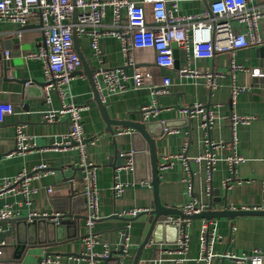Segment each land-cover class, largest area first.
I'll use <instances>...</instances> for the list:
<instances>
[{"label":"crops","instance_id":"obj_1","mask_svg":"<svg viewBox=\"0 0 264 264\" xmlns=\"http://www.w3.org/2000/svg\"><path fill=\"white\" fill-rule=\"evenodd\" d=\"M171 1L176 3L175 14L189 15L204 11L208 0ZM262 2L263 0L249 1L251 5ZM121 14V22L124 23V9ZM102 23L99 39L101 54L98 57L93 53L89 36L76 35L78 50L94 71L124 65L119 39L107 33L112 24L110 7L106 8ZM260 31L264 38V24ZM173 45L176 65L172 68H160L148 62L154 85H160L165 77L170 79L169 93L154 97L148 86L135 89L131 81L122 93L104 92L106 99L103 104L110 118L137 122L143 120L142 108L153 106L156 113L146 121L169 123V132L156 141L158 192L160 203L164 207L180 210L188 200L183 181L185 175L189 176L192 197L197 203L209 207L213 199L220 200L212 202V210L251 208L259 205L264 198L261 186L264 178L263 79L252 77L250 72L241 70L232 75L230 65L234 62L248 71L264 70V41L261 45L237 49L233 55L229 52H218L209 59L187 57L184 51ZM40 49H45V38L39 22L31 21L22 27L0 19V103L7 102L13 107V113L0 123V182L13 178L22 171L31 173L40 164H46L54 171L52 175L30 181L28 204L21 202L22 196L19 194L4 193L0 195V208L10 205L15 215L13 218L30 217L32 213L51 215L57 212L66 215L70 213L73 217L80 212L85 216L87 200L82 191L80 153L75 148L56 150L52 147L67 132V120L60 118L54 123L43 120V114L58 109L60 102L55 92L51 94L50 103L44 102L42 90L35 83L44 81L43 63L39 59L25 58L27 53L38 52ZM1 62H4L6 70L1 67ZM186 67L202 73H212L215 89L209 90L203 78L179 77V70ZM125 69L130 75L132 69ZM81 70L80 66L78 71ZM24 80L27 81L26 84ZM238 88L244 90L233 94V90ZM65 101L86 106L81 113L83 135L87 143L85 150L88 160L95 168L96 188L99 192V218L91 230L97 236V243L93 247L94 264H133L136 258L137 264H202L198 260L199 228L206 219L189 220V225L186 226L189 247L184 256L175 251L178 229L174 227L165 230L158 227L149 236L146 245L140 246L148 231L149 214L141 212L136 217H122L119 214L134 209L151 211L152 187L145 180L136 182L133 168H112L110 164L115 148L123 154L130 152V134L118 132L125 128L132 132L133 129L116 125L107 128L84 73L77 72L72 76ZM195 104L201 105L211 115L208 127L201 126L203 114L188 117L182 111ZM232 115L252 119L249 123L237 124L232 129L229 121ZM17 126H21L29 142L34 144L25 153L16 152ZM233 137L236 141V152L244 158V162L236 165L234 177L224 186V181L232 174L225 161H217L211 169V180L207 183L206 163L195 162L193 159L204 153L205 140L211 143H229ZM92 139L94 144H91ZM217 154L223 157L225 151H218ZM166 155H181L182 158L177 159L172 167L160 170L162 157ZM186 160L189 163L188 172L184 165ZM144 172L143 175H146L147 172ZM114 177L125 184L123 191L117 196L111 190ZM216 190L218 193L215 195L213 191ZM71 193H74V200L70 204ZM213 220L220 239L213 246L216 257L211 264H249L222 258L220 255L242 257L251 255L255 250L264 249V216H236L232 219L219 217ZM19 228L23 229L24 226L19 224L14 227L9 219L0 221V257L10 259L16 255L19 258L17 264H39L45 256L56 261L51 264H87V257L83 254V240L88 233L86 216L79 224L67 223L55 233L44 223H39L32 233L19 234ZM126 229L128 239L125 255L114 253L112 258H102L101 255L106 250L109 254L120 248L123 243L122 234ZM178 258H183V261H174Z\"/></svg>","mask_w":264,"mask_h":264},{"label":"built area","instance_id":"obj_2","mask_svg":"<svg viewBox=\"0 0 264 264\" xmlns=\"http://www.w3.org/2000/svg\"><path fill=\"white\" fill-rule=\"evenodd\" d=\"M250 0H208L206 9L199 14L180 15L175 14L176 3L171 0H0V19L11 21L26 26L31 21L41 23L45 38V49L38 52H29L26 59H39L43 63L44 86L42 88L43 100L51 102V94L55 92L60 102L56 110H49L43 114V120L47 123H54L60 118L67 120V132L62 136L61 141L53 143L56 150L75 148L80 153L79 168L83 194L87 200L86 206V228L88 233L84 238L83 254L87 257V264H94L93 247L97 243V236L91 232L95 221L99 218V192L96 188V173L92 163L88 160L85 147L87 145L82 129V111L86 106H80L72 102H66L67 90L73 74L79 70L81 61L73 45V31L76 35H88L90 46L96 57L101 54L100 30L103 26L102 19L107 7L111 8L112 24L107 33L117 37L120 42V51L124 57V65L121 67L97 69L93 73L95 88L101 102H105L104 92L116 94L124 92L130 85L135 89L148 86L150 94L154 97L169 93L170 79L163 78L160 85L153 84V77L150 72V63L160 68H172L174 65L173 47L184 51L187 57L194 59L213 58L215 53L229 52L231 55L237 49L251 45L263 44L264 38L260 28L264 24V0L259 5H251ZM125 10V22L122 23V10ZM76 10V21L72 22L73 11ZM7 54V53H5ZM150 61V63H148ZM126 67L132 69L128 75ZM237 70L250 72L252 77L263 79L264 70L253 69L248 71L240 65L231 62L230 72L233 75ZM203 78L206 87L213 90L216 87L214 75L210 72L182 68L179 70V77ZM151 85V86H150ZM244 89L233 90V94ZM182 110V109H181ZM183 112L188 117L195 114H203L202 127L210 124L209 113H206L201 105L195 104L191 108H184ZM142 119L146 121L155 115V107H144L141 110ZM13 113L10 103H0V123L6 116ZM252 117L232 115L229 117L232 129L237 124L249 123ZM166 132L169 130L165 129ZM16 152L25 153L34 147L28 137L22 132L21 126L15 129ZM130 129H120L118 134H130ZM235 138L229 143H211L204 141L205 151L195 157L193 161H204L207 166L206 181L211 180V169L220 160L227 163L231 177L224 181V186L235 175L236 165L244 162L235 148ZM91 144H94L92 139ZM218 151H225L222 157ZM181 155H166L162 157L159 165L160 170H166L174 164ZM188 161H184L185 170L188 172ZM124 167L132 169V163L127 162ZM49 174L54 171L46 164L37 165L31 173L22 171L17 176L4 179L0 182V195L14 193L22 196L25 204L29 203L30 181ZM114 177L111 187L114 196L119 195L125 184ZM183 181L186 185L188 200L182 205L180 211L190 216L198 214L207 209V206L197 203L192 197V183L189 176L185 175ZM262 191L264 192V178L261 180ZM209 191V188H208ZM51 192V190H49ZM20 202V205H21ZM229 210L264 211V198L259 205L241 207ZM147 209H134L123 211L119 214L122 217H136ZM64 213L51 215L32 213L30 217H50L57 222ZM14 212L10 205L0 208V221L13 218ZM167 221L175 225L178 234L175 242V251L185 255L189 247V236L186 226L189 219H181L178 216L168 217ZM123 251L127 247V233L123 232ZM216 222L213 219L203 220L199 228V258L202 264H211L216 254L213 252L214 244L219 241ZM1 254V250H0ZM108 256L106 250L102 258ZM222 258H231L237 262H248L249 264L264 263V249L255 250L249 256L237 257L235 255L222 254ZM176 262L183 261V258L174 259ZM56 261L43 257L39 264H51Z\"/></svg>","mask_w":264,"mask_h":264},{"label":"water","instance_id":"obj_3","mask_svg":"<svg viewBox=\"0 0 264 264\" xmlns=\"http://www.w3.org/2000/svg\"><path fill=\"white\" fill-rule=\"evenodd\" d=\"M76 21V10L73 11L72 14V22L74 23ZM41 26V23H40ZM76 33L73 31V45L76 53L79 56V59L81 61V71L77 72L84 73L90 82V85L92 87L94 100L96 104L98 105V109L100 111L101 117L107 126L108 129L111 128V126H121V127H129L132 128L133 131L130 133V152L123 154L120 151H117V148H115L114 154L112 158L110 159V164L112 168H116L117 166H124L127 161H131L133 165V171L135 172V181L139 182L140 180H145V182H149V184L152 187V193H153V201H152V210L151 211H145L144 214H149L148 218V231L147 234L140 245L145 246L149 236L152 235L153 231H156L158 227L163 230L166 228L174 227L177 230L176 226L171 225L167 221L168 216H178L181 219H213V218H219V217H228V218H234L236 216H264V211H244V210H229V209H223V210H212V202H220V200L213 199L210 203L209 207L205 211H202L198 214H193L190 216L184 215L180 210L178 209H171L168 207H164L160 203L159 199V176H158V157H157V149H156V141L162 138L166 131L168 130L169 123H159V122H149L140 120L137 122H131V121H121V120H114L111 119L105 105L101 102L99 94L95 88L94 81H93V73L94 69L88 65L82 54L79 52L76 42ZM174 47V45H172ZM176 65V61L174 62ZM1 67L3 70H6L4 62H1ZM73 74V75H74ZM25 84L27 83L26 80H24ZM35 83L41 88H43L44 83L35 81ZM184 122V121H183ZM189 128V124H186ZM144 170L147 172L146 175ZM142 174H141V173ZM216 195L218 191H213ZM74 193H71L70 195V204L74 200ZM83 199H85L84 195H82ZM68 200V199H67ZM67 208H68V201H67ZM66 216V217H65ZM67 220H65V218ZM51 220L50 217L41 218V217H17V218H11L9 219L10 223L14 227H18L19 224H22L24 226L23 229H18V233L21 232L23 234L26 233H32L34 228L39 223H44V225L49 229L53 230L54 233L57 232L62 225H65L67 223L70 224H79V221L82 219H85V216L81 215L80 212L77 213L76 216L73 217L72 214H63V216L55 223ZM29 221V222H28ZM77 227H79L77 225ZM126 233L128 235V230L126 229ZM18 234V235H19ZM21 249V248H20ZM114 253H117L120 256L125 255L123 251V245L120 246V248L115 252H109L107 258H112V255ZM18 257L15 255L10 259H6L3 257H0V264H17ZM120 258H118V261ZM137 264V258L134 259V263Z\"/></svg>","mask_w":264,"mask_h":264}]
</instances>
